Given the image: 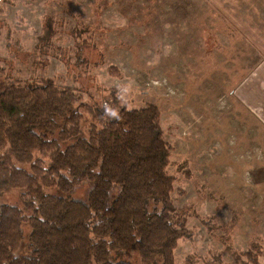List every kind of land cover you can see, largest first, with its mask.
<instances>
[{"label": "rangeland", "instance_id": "374dc122", "mask_svg": "<svg viewBox=\"0 0 264 264\" xmlns=\"http://www.w3.org/2000/svg\"><path fill=\"white\" fill-rule=\"evenodd\" d=\"M76 28H90L83 65ZM8 76L53 79L89 107L111 103L112 89L130 110L158 106L173 201L194 233L175 264H248L252 245L264 264V0H0V82ZM2 201L21 205L17 191Z\"/></svg>", "mask_w": 264, "mask_h": 264}, {"label": "trees", "instance_id": "16d2710c", "mask_svg": "<svg viewBox=\"0 0 264 264\" xmlns=\"http://www.w3.org/2000/svg\"><path fill=\"white\" fill-rule=\"evenodd\" d=\"M89 32L73 30L80 65ZM109 73L121 78L116 67ZM121 93L89 107L78 89L50 78L0 82V264H133L134 255L139 264H175L180 240H193L189 215L172 197L173 147L161 111L130 110ZM178 166L193 179L187 162ZM83 186L82 200L75 195ZM15 191L21 205L2 201ZM190 215L213 231L212 218ZM257 249L245 254L248 264H258Z\"/></svg>", "mask_w": 264, "mask_h": 264}, {"label": "clouds", "instance_id": "9594fccd", "mask_svg": "<svg viewBox=\"0 0 264 264\" xmlns=\"http://www.w3.org/2000/svg\"><path fill=\"white\" fill-rule=\"evenodd\" d=\"M105 113L111 118L119 119L118 111L108 107L107 105L105 106Z\"/></svg>", "mask_w": 264, "mask_h": 264}]
</instances>
